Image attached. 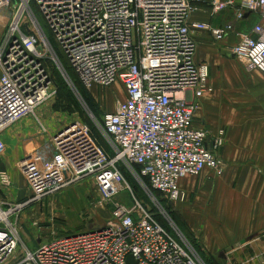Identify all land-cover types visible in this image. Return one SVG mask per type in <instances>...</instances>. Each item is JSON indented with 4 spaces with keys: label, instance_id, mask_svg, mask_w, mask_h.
Wrapping results in <instances>:
<instances>
[{
    "label": "built area",
    "instance_id": "built-area-1",
    "mask_svg": "<svg viewBox=\"0 0 264 264\" xmlns=\"http://www.w3.org/2000/svg\"><path fill=\"white\" fill-rule=\"evenodd\" d=\"M19 1L0 39V134L54 94L46 56L64 69L32 6L78 82L86 89L118 83L123 98L97 127L108 148L77 121L18 163L29 196L14 206L2 203L11 207L0 208V264H204L180 232L170 234L138 202L117 206L97 230L53 239L25 250L20 259L14 256L19 236L9 218L88 178L103 200L128 188V173L145 191L173 203L183 198L181 179L205 169L219 177L223 169L215 151L221 135L210 143L208 132L194 125V99L211 91L208 66L195 62L194 34L208 31L220 39L233 26L192 23L196 7L189 0ZM11 3L0 0V11ZM210 8L213 13L235 8L236 20L258 13L251 34L241 36L232 53L264 75V0H212ZM0 186H11L6 173L0 172Z\"/></svg>",
    "mask_w": 264,
    "mask_h": 264
},
{
    "label": "crops",
    "instance_id": "crops-1",
    "mask_svg": "<svg viewBox=\"0 0 264 264\" xmlns=\"http://www.w3.org/2000/svg\"><path fill=\"white\" fill-rule=\"evenodd\" d=\"M189 1L196 7L192 23L233 26V31L220 39L208 31L194 34L195 62L208 66L211 89L194 99L198 103L194 125L208 132L210 143L221 135L222 145L215 154L223 172L216 177L205 169L198 176L181 179L183 198L173 208L203 252L206 264H264V75L248 69L232 53L241 36L251 34L259 15L247 13L236 20L237 5L213 13L212 0ZM31 125L25 119L0 134V160L3 158L7 169H12V164L18 168L21 160L49 142L16 139L31 135ZM13 174L21 184L13 196L21 202L29 196L26 183L21 173L19 179Z\"/></svg>",
    "mask_w": 264,
    "mask_h": 264
},
{
    "label": "rangeland",
    "instance_id": "rangeland-1",
    "mask_svg": "<svg viewBox=\"0 0 264 264\" xmlns=\"http://www.w3.org/2000/svg\"><path fill=\"white\" fill-rule=\"evenodd\" d=\"M18 4H20L19 0H12L10 5L1 9L0 39L6 26L16 15ZM32 10L44 34L55 46L60 60L69 68L66 58L57 48L42 16L37 12L35 6H32ZM25 19L28 20V16ZM46 57L48 58L46 63L51 72L54 94L34 110L33 114L14 123L15 125L22 120L29 119L32 124L30 126L31 135L23 134L16 139H50L49 142H44L41 145L44 148L50 146L52 134H55L64 125L78 121L88 125L98 141L108 148L97 127L98 124H101L102 116L113 111L116 102L123 98L121 85L118 83L110 87L93 85L90 89L83 88V90L76 85L75 90L68 84L69 77L75 76L70 68V72L68 70L66 72L63 67L64 69L61 72L56 64L49 59L48 55ZM80 89L83 92L82 96L79 93ZM38 130L39 134H33L36 131L38 132ZM2 159L0 160V172L7 174L11 186L7 188L0 186V195L2 197H0V201L13 206L24 203L27 201V197L23 201L18 202L13 196V193L21 186L20 181H15V174H13L16 172L17 178H21L19 169L14 164L10 165L12 169H7L3 165ZM124 177L129 189L127 188L109 199L103 200L97 192L94 182L88 178L38 203L29 204L20 212L12 215L9 221L15 227L19 236L14 256L20 259L25 250L33 251L38 246L53 239L97 230L110 222L113 211L117 206L122 205L131 208L135 205V202L147 209L172 234L178 231L190 242L189 238L191 237L173 208V205L178 201L169 203L160 194H153L152 192L150 194L145 191L128 173H124ZM25 189L28 193L27 188ZM26 191H22L24 195ZM152 197L156 202L152 200ZM10 207L0 203L2 211H6Z\"/></svg>",
    "mask_w": 264,
    "mask_h": 264
},
{
    "label": "trees",
    "instance_id": "trees-1",
    "mask_svg": "<svg viewBox=\"0 0 264 264\" xmlns=\"http://www.w3.org/2000/svg\"><path fill=\"white\" fill-rule=\"evenodd\" d=\"M50 42V41H49ZM50 45H51V47H52V49L54 50V52H55V54H56V56L58 57V59L60 60V57H59V55L57 54V52H56V49H55V46L54 45H52V43L50 42ZM60 62H61V64H62V66L66 69L65 71L67 72V70L69 71V68L66 66V64L65 63H63L61 60H60ZM70 72V71H69ZM70 74H72V73H70ZM68 75V74H67ZM74 77V78H73ZM73 77H69V80H70V82L72 83V85H73V87L75 88V90H76V85L77 86H79L82 90H83V86L78 82V80L76 79V77L75 76H73ZM51 79H52V77H51ZM79 85H78V84ZM79 90V93L81 94V96H82V94H83V92H82V90ZM80 96V95H79ZM88 126V125H87ZM91 130V129H90ZM92 132V131H91ZM93 133V132H92ZM94 135V134H93ZM95 136V135H94ZM98 140V139H97ZM99 144L100 145H102L100 142H99ZM103 146V145H102ZM104 147V146H103ZM106 148V147H105ZM124 172V171H123ZM144 183L146 184V181L144 180ZM152 193L153 194H155V193H157V192H154V191H152ZM158 194V193H157ZM170 210V209H169ZM168 210V211H169ZM154 219L156 220V218H155V216H154ZM157 221V220H156ZM157 222H159V221H157ZM160 223V222H159ZM161 224V226L162 227H164L170 234H172L167 228H166V226L161 222L160 223ZM185 237V236H184ZM187 239V238H186ZM190 239V244H192L191 246L193 247V249L195 250V252L199 255V257L202 259V261H203V263L204 264H206L205 263V256L203 255V252L201 251V249H200V247L198 246V244H196V242H194V240L192 239V238H189Z\"/></svg>",
    "mask_w": 264,
    "mask_h": 264
},
{
    "label": "bare ground",
    "instance_id": "bare-ground-1",
    "mask_svg": "<svg viewBox=\"0 0 264 264\" xmlns=\"http://www.w3.org/2000/svg\"><path fill=\"white\" fill-rule=\"evenodd\" d=\"M22 8H23V7H22ZM21 12H22V9L20 10L19 15H20ZM19 15H18V16H19Z\"/></svg>",
    "mask_w": 264,
    "mask_h": 264
}]
</instances>
